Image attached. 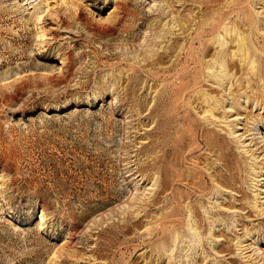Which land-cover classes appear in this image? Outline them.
<instances>
[{
	"label": "rangeland",
	"instance_id": "rangeland-1",
	"mask_svg": "<svg viewBox=\"0 0 264 264\" xmlns=\"http://www.w3.org/2000/svg\"><path fill=\"white\" fill-rule=\"evenodd\" d=\"M214 1L0 0V264H132L134 259L138 264H263L259 263L260 254L250 259L248 251L240 257L237 247V239L243 238L245 231H250L247 238L260 234L264 239V216L258 214L261 208L256 210L252 204L255 195L264 192V181H251L255 172L250 170L264 176V127L248 133L257 128L253 120L264 126V109L253 105L246 104L241 110H230V103L227 107L233 115L230 121L240 119L237 134L245 135L249 155L224 132L208 128L224 137L221 146L231 151V159L250 170L247 175L240 174L244 179L235 184L233 192L224 190L220 195L213 193L215 173L206 161L215 162L216 173L228 178L220 162L222 149L208 150L203 132L207 127L195 114L191 117L196 132L188 143L195 149L189 155L187 148L180 163L184 171L195 174L199 185L198 191L186 192L195 203L203 197L200 202L205 205L212 197L210 203L218 202L210 205L215 208L212 213L217 217L224 214L216 220H226L212 230L216 241L206 225V251L198 249L199 255L192 254L195 248L186 228L177 233L180 238L171 257V251L165 256L157 253L161 244L152 236L138 239L150 227L154 235L163 227L162 204V209L149 207L140 218L142 225L126 238L120 233L124 217L119 208L131 206L135 190L139 189L140 195L148 185L140 182L137 170L150 160L138 154L147 142L146 133L154 128L147 117L156 90L163 87L162 77L153 82L147 76L154 70L149 69L152 59L143 62L148 50L144 39L148 44L153 40L155 50L171 45L176 36L179 45H185L179 27L172 30L175 37L167 36L162 45L153 30L167 31L169 24L177 21L178 25L179 20L183 26L189 18L197 21L192 32L200 25L218 29L219 13L227 10H222L224 2L219 6ZM247 1H238L243 4L227 18L225 26L239 23L240 31L252 34L259 23L262 41L264 0H253L256 11L263 14L259 18ZM252 22L253 29L249 27ZM210 34L204 39L209 45ZM167 83L175 84L172 79ZM241 90L244 92V86L232 87L235 95ZM175 102L178 115L183 116L182 98ZM252 155L260 158L252 160ZM191 160L202 164L194 165ZM204 189L206 196L199 193ZM258 205H264V194ZM205 211L200 209L202 217ZM234 217L239 219L235 230L231 228ZM176 235L167 243L174 245ZM247 238L242 242L251 244ZM128 239L134 240L133 244ZM185 255L190 258L186 260Z\"/></svg>",
	"mask_w": 264,
	"mask_h": 264
},
{
	"label": "bare ground",
	"instance_id": "bare-ground-1",
	"mask_svg": "<svg viewBox=\"0 0 264 264\" xmlns=\"http://www.w3.org/2000/svg\"><path fill=\"white\" fill-rule=\"evenodd\" d=\"M238 1H214L219 6L224 2L222 10H227L224 14L223 11H219V19L217 20L220 23L218 22V29H216L217 27L215 28L214 26H211L208 28V31L207 28H200V25V27H195L196 29L192 32L193 23L197 21L193 18H189L186 22H183V26L180 25L182 21L179 20L178 25L176 23L177 21L173 24H169L167 31H157L158 29L153 30L154 37L156 36V40H161L162 45L165 39L168 38L167 36L170 35L175 37L176 33L172 32V30L175 26L176 28L179 27V31H183L182 35L185 36V45H179L180 38L179 36H176L175 40L171 39L173 41L171 45L167 44L164 48L159 47L155 50L156 43L151 40V43L148 44V39H144V42L147 43L146 45L148 50L145 53L146 58L143 62L152 59V62L149 63V69L154 70L153 72H148L147 76L153 82H156L153 80L154 78H158L159 80L162 77L163 80L161 79V81L163 87L161 90H156V97L154 98L155 103L147 117L149 120L153 121L154 128L150 132L146 133L147 142L142 146L139 150L140 154H138V156L145 154L148 156V160H150L145 162V166L143 165L137 170L138 174H140V182L143 181V184L148 182V185L145 186L140 195H138L140 190H135L137 194H133L134 196L131 199V206L125 205L119 208V210L122 211L121 216L124 217V224L120 227V233L123 238H126V234L132 232L133 229H138L142 225L140 218L144 212H147L149 207L156 208L158 206L160 207L162 204L163 207H161L163 210L160 220L162 221L163 227L159 229L155 235L153 233L154 228L150 227L147 229L145 234L138 236V239L152 236L154 240L159 241L161 246H158L159 248L157 253L160 254V256H165L170 251V257L173 255L175 248L177 247V241L180 238L177 233L185 228L190 233V243L195 248H193L194 250L192 251V254L195 253V255H199L198 249H202V252L206 251L205 241L208 240L206 225H208L211 238L216 241V238L218 237L212 233V230H217L220 223L226 221L216 220L217 216L212 213L215 208L210 207V205H217L218 202L216 201V203H210V199L212 197L210 199L206 197V199H208L206 206L205 203L200 202V200H203V197L200 200H196L195 203L193 202V199L195 198L188 195L186 192L188 189H192L194 192L198 191L197 185H199L198 182H195L196 180L194 181L193 175L195 174L190 172L187 173L186 170L184 171L181 168L182 166L180 163L181 157L186 155L185 152L187 148L190 149L189 155H192V152L195 149L191 148V145L188 143V138L192 137V135L196 132V126L191 122L193 114L197 116L199 123H202L207 127L203 130V132L205 136L204 139L206 141L205 145L208 146L209 151L212 152L218 149L220 152L222 146L224 145L223 144L221 146L224 142L223 136L219 135L215 130H208L209 127H214V129L218 130L220 133L224 132L225 135L232 138L244 155L247 156L251 153V150L245 146L246 142H243L245 135L240 136L237 134L238 127L240 126V119L230 121L231 118H233V115L228 112L227 107H229L230 103V110H241V108H243L246 104L264 109V39L262 38L263 40L260 41L261 37H259V35L261 33L258 35L261 30L259 29V23L255 26V32L252 34L240 31L241 27L239 23L233 25L232 27L225 26L227 18L229 19V16H231L232 13L235 14L234 10L243 4ZM156 2L157 1H154V3ZM247 5L253 8L257 18L264 14V12L263 14H260V12L256 11V8H254L255 1L248 0ZM243 7L245 8V6ZM40 20L41 17L39 21ZM207 22L208 21L205 19L203 24L206 25L208 24ZM244 26H246V22ZM253 26L254 23L252 22L249 27L253 29ZM206 33H211L210 35L212 36V39L210 40V45L204 41ZM169 42L170 39L168 43ZM232 45H235L233 49ZM214 47L216 50L212 53ZM161 49L162 53H160ZM175 53H177L176 56H174ZM155 57L156 59H153ZM145 70L146 69H144V71ZM169 79H172L175 84H168L167 82ZM205 82L210 83L211 86L206 88L202 86L203 83L206 84ZM235 85L238 88L244 86V92L241 90L235 95L232 91V87ZM197 89L198 92L196 93V97H194L195 90ZM251 94L253 96H251ZM179 97L182 98V102L184 104L183 116L178 115V106L175 102V100ZM250 120H253V118ZM247 122L249 123V119H247ZM253 125L254 127L257 125V128L248 131V133L258 131V126L264 127L263 124H258V119L253 120ZM198 140L200 141V137ZM200 146L202 145L199 144V147ZM221 151L222 154L220 162L223 165L225 174L229 175L228 178L224 175H218L216 173L218 171V167L215 162L210 164L208 160L206 161L209 163L207 165L210 167L209 170L215 173V176L213 175V178L215 179V187L213 189L214 195H220L224 192V190L228 192L231 190L233 192L235 184L242 181L243 177L240 176V174L245 173L247 175L250 173V170L255 172V180L251 179V181H256L257 184L264 181L262 178L264 176L257 173L255 169L250 167L249 170L246 166L243 167L244 164L242 165L239 160L231 159L232 155L229 149H222ZM254 156H251L252 160L257 161L260 158H256ZM192 162L197 166L202 164L201 161L191 160V163ZM252 166H255V164ZM263 170L264 168L261 169V171ZM148 173L150 174L147 175ZM148 186L149 189H147ZM205 190L206 189H204V191H199V193L202 195L205 194L206 196ZM262 194H264V192L261 190L260 193L258 192V194L255 195L254 200L252 201L254 209L257 210L259 207L261 208L258 212L260 216H264V209L262 210L264 205H258V200H260ZM186 202H189L188 206L183 208L182 205ZM200 209L206 210L204 217L201 216ZM184 211H186V213ZM183 212L185 213V216ZM212 214L213 216L211 218L206 217ZM220 217H224V214H220L217 218L220 219ZM236 219L237 217H234V224L232 223L231 225L233 230L238 228L237 224L239 219ZM204 222H208V224L205 223V225H203ZM226 224H228V222H226ZM228 228H230L229 224ZM174 234L178 235H176L175 238L173 237V239H175V244H168V239H170L171 235ZM249 235L250 231H245L243 238L238 237L237 239L238 252L240 253L239 256L244 257L249 251V253H251L250 259H254L255 254L258 253L263 257L259 262L261 263L264 261V239L260 238L262 236H260V234L259 236L247 238ZM244 238H247L246 242L251 240V244H244L245 242H242ZM129 242L133 244L134 240H129ZM151 242H153V240ZM124 243L128 244V241L125 240ZM173 247L175 248L173 249ZM214 252L217 255L220 254L217 251ZM202 254L203 253L200 255ZM184 258L187 260L190 256L185 255ZM184 262H180L179 264H184ZM132 264H138L137 259H134ZM187 264L191 263L187 261ZM192 264L195 263L193 262Z\"/></svg>",
	"mask_w": 264,
	"mask_h": 264
}]
</instances>
